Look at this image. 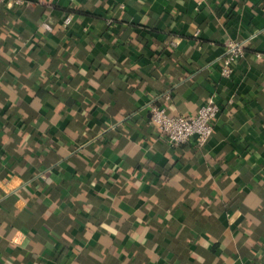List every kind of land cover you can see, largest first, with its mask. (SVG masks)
I'll return each mask as SVG.
<instances>
[{
  "label": "crops",
  "instance_id": "1",
  "mask_svg": "<svg viewBox=\"0 0 264 264\" xmlns=\"http://www.w3.org/2000/svg\"><path fill=\"white\" fill-rule=\"evenodd\" d=\"M24 1L0 8V264H264V0ZM209 101L204 148L152 124Z\"/></svg>",
  "mask_w": 264,
  "mask_h": 264
},
{
  "label": "built area",
  "instance_id": "2",
  "mask_svg": "<svg viewBox=\"0 0 264 264\" xmlns=\"http://www.w3.org/2000/svg\"><path fill=\"white\" fill-rule=\"evenodd\" d=\"M24 3V0H0V8L20 7ZM64 22L65 25H70L72 17L68 16ZM170 46L178 48V42L172 41ZM244 56L245 48L243 45L235 41H227L226 57L222 61V76L230 79ZM149 108L152 124L160 129L163 138L172 147H181L194 141L196 147L204 148L214 133V122L220 112V108L211 101L201 106L197 116L193 119L183 115L171 116L165 108L160 106L151 105Z\"/></svg>",
  "mask_w": 264,
  "mask_h": 264
},
{
  "label": "trees",
  "instance_id": "3",
  "mask_svg": "<svg viewBox=\"0 0 264 264\" xmlns=\"http://www.w3.org/2000/svg\"><path fill=\"white\" fill-rule=\"evenodd\" d=\"M25 192H27V194H29V192H28V191H25Z\"/></svg>",
  "mask_w": 264,
  "mask_h": 264
}]
</instances>
